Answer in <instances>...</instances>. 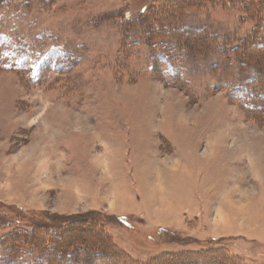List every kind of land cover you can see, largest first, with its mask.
<instances>
[{
    "label": "rangeland",
    "instance_id": "374dc122",
    "mask_svg": "<svg viewBox=\"0 0 264 264\" xmlns=\"http://www.w3.org/2000/svg\"><path fill=\"white\" fill-rule=\"evenodd\" d=\"M256 81L264 0H0V264H264Z\"/></svg>",
    "mask_w": 264,
    "mask_h": 264
},
{
    "label": "trees",
    "instance_id": "16d2710c",
    "mask_svg": "<svg viewBox=\"0 0 264 264\" xmlns=\"http://www.w3.org/2000/svg\"><path fill=\"white\" fill-rule=\"evenodd\" d=\"M256 84H257V86H259V88H260L259 91H260V93H262L263 98L256 99V100H252L251 101V105L254 104L253 105L254 110H258L260 112H263L264 111V85H262L261 82H259V81H256ZM185 241H191V240H189V239L186 238Z\"/></svg>",
    "mask_w": 264,
    "mask_h": 264
}]
</instances>
